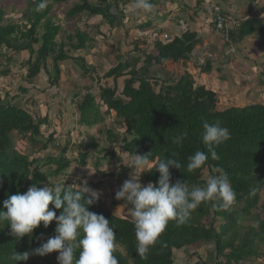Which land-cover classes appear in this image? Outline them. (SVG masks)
Listing matches in <instances>:
<instances>
[{
	"label": "trees",
	"instance_id": "16d2710c",
	"mask_svg": "<svg viewBox=\"0 0 264 264\" xmlns=\"http://www.w3.org/2000/svg\"><path fill=\"white\" fill-rule=\"evenodd\" d=\"M68 1L71 0H47V7L38 11L40 0H33L29 3L30 10L23 13L20 25L13 20L3 22L4 11L0 7V56L5 60L4 68L1 66L2 59L0 61V76L10 72L8 67L13 62V52L27 50L28 58L20 62L22 66L27 67L24 80L32 83L40 72L47 71V63L50 62L55 71L50 84L56 83L59 75L58 65L74 58L66 47L80 50L94 39L84 30L77 28L73 34L66 36V40H56L61 27L51 20V4L60 6ZM96 1V5H91L88 0H77L67 10L66 16L73 18L84 12L90 16L96 15L104 19L109 28L116 29L115 36L121 35L118 44L123 43L128 30L122 23L123 8L133 0ZM160 1L166 0H150L154 6L160 4ZM213 10L209 25L218 33L223 45H236L248 36L260 37L263 28L262 17H237L222 8ZM156 13L155 10L152 14ZM216 17L223 18L221 30L216 29ZM152 26V21L146 20L138 24L137 28L144 31ZM38 28L43 30L40 35ZM178 35L173 36L167 43L155 39L148 53L137 46L140 40L135 41L132 44V51L137 54L135 59L132 62H117L104 72L102 77L111 78L112 85L98 86L94 93L87 91L80 97L76 105L78 122L87 127L102 122L104 114L100 113V106L103 105L106 114L114 112L117 124L123 128L120 133H114L112 129L106 130V137L111 142L108 152L111 157L115 155L116 145L121 151L127 152L129 157L133 153L146 154L151 162H155L158 157L172 158L171 154L175 153L174 158L179 161L181 167L177 169L170 166L171 182L184 181L190 188L193 185L204 187L208 176L218 175L217 169H223L236 193L235 203L228 209H223L219 201L204 202L191 213L185 224L170 220L156 243L150 246L146 259H141L136 254L137 240L130 210L125 216H118L110 212L99 200L88 206V210L102 214L115 229L114 255L119 264H173L172 256L175 251L200 244L213 245L217 256L213 264H240L257 255L263 257L264 201L259 203V198L264 187V103H252L244 107L231 105L218 109L216 92L205 88L204 85L195 84L193 76L187 70L167 76L162 74V71L165 73L169 62L185 63L199 41L196 32L188 26ZM33 45H37L36 48H33ZM82 67L83 74H87L94 81L93 70L84 65ZM123 68H128V71L123 73ZM198 69L199 72H208L211 69L210 61L206 60ZM120 77L124 79L117 95L116 81ZM205 121L209 124L219 121L222 127L229 129L231 136L216 147L220 157L218 160L212 159L208 153L205 164L200 169L189 172L188 157L194 155L197 150L208 152L202 141ZM47 123L46 117H35L24 105L12 103L6 96L0 99V210L6 211L3 201L9 195L24 193L33 183L42 187L46 175L40 172L41 166H53L51 174L57 176L75 161L67 155L75 144L71 140L68 142L72 145L65 143L59 153H50L42 158L30 156L34 152L24 153L23 150L17 149L18 145L11 137L13 133L19 134L33 146L40 143L37 151L46 152L60 133L53 127L45 136L40 127H47ZM185 131L188 135L183 144H174L173 138ZM87 145H76L79 149L78 166L86 165L85 160L89 154L86 150L96 148L92 138ZM99 160L98 158L94 162L96 167L100 163ZM120 168L127 170L124 166ZM204 173L207 174L206 178L202 177ZM159 175L153 168L150 172L142 173L140 180L145 184L152 182L155 185ZM30 176L31 179L28 178ZM51 185L54 186L55 183ZM65 186L75 189L70 184ZM254 189L255 195H251ZM128 205L130 208L131 205ZM238 205L241 206L237 210ZM49 209H53L51 203ZM254 209L259 211L255 214L256 217L253 215L255 223L243 225L242 217L250 216ZM55 211L59 215L61 210ZM2 227L0 224V264H58L55 260L38 254L30 255L27 261L15 262L11 259L14 252L19 254L31 251L41 245L40 240L44 239L46 242V237L54 236L56 221L50 222L47 228L41 222L33 230L31 237L25 235L19 240L11 234L9 225ZM53 253L58 255L56 251ZM198 258L199 260L189 264H210L202 261L199 256Z\"/></svg>",
	"mask_w": 264,
	"mask_h": 264
},
{
	"label": "clouds",
	"instance_id": "9594fccd",
	"mask_svg": "<svg viewBox=\"0 0 264 264\" xmlns=\"http://www.w3.org/2000/svg\"><path fill=\"white\" fill-rule=\"evenodd\" d=\"M46 7L47 0H40L37 10H44ZM131 8L133 11L143 10L149 14L155 11L150 0H133ZM187 135L186 131L180 133L172 142L181 146ZM230 136L229 129L222 127L219 121L213 124L205 121L202 141L208 152L197 150L194 155L189 156L187 170L193 172L200 169L208 159V153L212 159L218 160L220 157L215 149L229 140ZM175 155L172 153V158L158 157L155 162H151L148 155L133 153L125 163V166L132 169L130 178L115 193V199L131 205L128 209L135 228L136 254L141 259L147 258L150 246L156 243L170 220L185 224L191 213L204 202L219 201L223 209H228L235 203L236 193L223 169H217L218 175L208 176L204 187L193 185L190 188L180 180L172 183L170 166L177 169L181 167L174 158ZM153 168L160 174L157 183L142 185V173L150 172ZM65 180L52 187L48 184L37 187L33 183L26 192L9 195L3 201L6 211L0 210V224L3 227L5 224L9 225L11 234L17 240L25 235L31 237L33 230L41 222L47 228L50 222L56 221L54 236L31 251L19 254L14 252L11 259L15 262L27 261L30 255L43 256L56 251L58 264H119L114 255L115 229L102 214L88 210V206L99 199L100 192L89 187L87 181L75 183V189L66 187L69 184ZM255 191L254 189L251 195H255ZM50 203L53 209H49ZM55 210H61L59 215Z\"/></svg>",
	"mask_w": 264,
	"mask_h": 264
},
{
	"label": "rangeland",
	"instance_id": "374dc122",
	"mask_svg": "<svg viewBox=\"0 0 264 264\" xmlns=\"http://www.w3.org/2000/svg\"><path fill=\"white\" fill-rule=\"evenodd\" d=\"M29 1L30 0H0V7L4 11L3 22L8 21V20H13L15 23H19V25L22 24L21 23L22 15L26 11L30 10L29 3L32 2L33 0H31L30 2ZM195 2H197V0H186V9L183 8V11L186 10L185 15L192 13V11L196 12L200 10L198 11V13L203 14L202 15L203 18L206 17L205 19L207 21L206 22L207 24L210 21H212V18H210V16H212V12L214 11L213 9L222 8L227 11L229 10L232 11L236 9V6H237L236 11H238L239 14L241 13V15H244L247 18L248 17H258L261 15L264 20V0H229L227 2H223L220 0H201L200 3L198 2V4H196ZM71 4L72 2H67V3L65 2L63 5L61 4L60 6L56 4H51V9H50L51 10L50 11L51 20L54 23L59 24L61 27L59 33L56 36L57 40L61 42L66 40V36H68V34H73L75 29L79 28L80 30H84V28L87 25L86 24L87 19H85L84 17L87 15L85 12L84 13L86 15L85 14L82 15L81 13V17L80 15H77L73 18L71 17L69 18L66 16L67 10L70 8ZM92 4H96V3L93 2ZM239 14H237V17H240ZM82 16L84 17V19H81ZM133 17H137V19ZM133 17L129 19L124 18L122 20L123 22H125L126 20L129 21L125 23L126 24L125 27L128 30H127V34H126L124 44H123L125 45V47H123L122 49L120 48L121 43L118 44L114 41L112 42V40L109 38L111 35H108V33L106 32L102 34L103 35L102 37H101V34L96 36L98 40L97 42H95V44L92 42H87V44L85 45L86 50L85 52H83V54L85 53L87 56L86 59H84V67H85V64L86 65L88 64L87 67H89V69H93L92 76H93L94 81L89 76H87V74L85 76L80 75L79 79L77 81L75 80L74 82L75 84L73 83L74 85L70 84V86L73 87V88L70 87L72 90L71 93H74L75 95L79 94V96L82 97L83 94L86 93L85 87H88L89 89H87V91L92 93L91 88L93 87V85H94V89L96 90L98 89V86H103L106 84L110 86L112 85L111 78H103L102 76L106 70L114 66L117 62L125 63V61H131V58H130L131 55H128V53L133 52L132 44L136 41L135 38L137 37V35L135 36L132 35L133 33H135V31L133 32L132 30H134V28L136 27L137 22L140 21L138 19L139 18L138 16L133 15ZM140 18L143 19V16H140ZM87 29L90 31V33L93 31L88 26H87ZM42 32L43 30L41 28L40 29L38 28V34L40 35L42 34ZM259 38L260 39L257 38L251 43L249 42L248 45L245 44L246 46L243 47V49H245V48L255 46L252 48V50L253 52L255 51L257 54H259V58L252 57L251 53L247 54L245 50H243L242 52L240 49L236 48L237 45L235 44H230L229 46L230 48L228 49V51H226L227 49L225 50L226 55H223L222 59L218 61L219 63L218 62L217 64L214 63L216 65L211 70H209L208 72H204L206 73V78L209 80L206 79L202 81V79H200L201 78L200 76L198 78L199 74H201L202 76L203 74L202 73L198 74L197 73L198 69L194 70L191 62L185 63L184 65H180V64L178 65L177 63L178 73L184 70H187L193 76L195 84L204 85L205 88L216 92V95H217L216 98L218 101L217 102L218 109H223L231 105L236 106V107H244L252 103H264V27L261 29ZM245 40H247V38H245L243 42ZM248 40H252V38ZM110 44H113V45H110ZM148 44H149V47H146L145 49L146 53H148L151 49L150 47L151 42H149ZM219 44H221V41ZM36 46L37 45H33V48H36ZM94 46L103 47L106 53L103 54L99 51L98 53L97 52L94 53L93 52ZM138 46L139 48H143L141 47L140 44ZM87 49L91 51L88 54L86 53V51H88ZM21 51L22 52L17 51V52L12 53L13 57L15 58L13 62H16V63L13 64L10 70L11 71L13 70V72H17L19 77L23 78V75L26 73L27 67L20 65L21 61L19 60H21L22 55L24 54L29 55V53L27 50H21ZM260 51H261V55L259 53ZM193 52L194 51H192L191 54H194ZM211 53L213 54V52ZM211 53H207L206 56L207 58L209 57V59L211 58L212 61H215L216 59L213 56H211L212 55ZM236 53L242 56L240 59V63H243L245 67H246V62H250L252 65L255 66L253 70L256 71V73L260 74L259 77L262 76L260 80H257L256 78H254V76H252L253 78H250V76L248 77L245 71V67L242 70H240L242 75L239 77L237 76V70L232 68L233 62L236 59V56L238 55V54L235 55ZM72 54L73 52L71 53V55ZM1 59L3 61L1 66L2 68H4L5 60L1 58L0 56V61ZM91 60L93 62V66H91ZM12 63H10V65ZM203 63L204 61L202 62V64ZM216 67H219V69L220 67H222L223 68L221 69L222 72L221 73L220 71L215 72L217 70ZM127 69L128 68H125V69L123 68L122 72L126 73L128 71ZM47 70L50 73V77H52L53 79L55 76V71L51 63L47 65ZM65 70H66V67H65ZM79 70L83 71L84 69L83 67L81 68L79 67ZM63 73L65 72L63 71ZM216 73H218V75ZM75 74L76 73L71 72V76H74ZM215 75H217L218 77V78L216 77L217 80L215 79ZM68 77L66 79L67 82H71L72 79H69ZM59 78H60V73H59ZM1 79L3 78L0 77V98L4 99L6 96V98L9 100V96L7 97L5 90L2 88L4 85H6V87L8 86L7 82ZM123 79L124 77H120L116 81V84L118 87L117 93H116L117 95L121 91ZM95 80H97V82ZM252 82L254 83L259 82V84L257 85V87H252L249 84ZM67 92L68 91L63 92V94H66ZM29 99H30V96L27 95L26 97L23 98V102H20L18 104L17 101H15L14 103H16L17 105H21V103H23V105L28 110L31 109L30 112L33 115H35V117L37 116L39 112L41 113L45 112L47 116H50L49 113L50 111H52V108H49V107H52L53 104L48 105L46 107V108H49L47 111L45 110L46 108L42 106L43 103H40L39 100L34 98V101L30 103ZM67 99L70 100L71 96L68 95ZM53 102L55 103L56 101L53 100ZM77 103H78V100L71 99V104L68 103L69 108H67L66 105L63 106L62 111L64 110V112L66 113L65 115L66 117L63 118L62 114H60L59 117H57V119L59 120V124H60L58 125L60 126L59 128H61V131L60 133H58L59 136L56 137V139L54 140V142H52V144L50 145V148L46 152L37 151L38 147H40V143L33 146L29 142L21 138L19 134H16V133H13L11 137L15 139L16 145H18L16 146L17 149H19L20 151L23 150L24 153L34 152L30 154V156L32 155L33 157H39V158H42L43 156H46L47 154H50V153L57 154L59 153V150L63 144L65 143L68 144L69 143L68 141L70 140L71 142L73 141L75 143L74 144L75 146L73 145V147L69 149V151L67 152V155L70 158H73L75 161H73L71 165L66 170L63 171V173L57 176H54L51 174L53 166H47V167L41 166L40 172H43L44 176L46 175L45 183H42L43 184L42 186H44L45 184H48L50 187L52 186L51 185L52 183H55V184L58 182L62 183L66 179L65 182L69 183L71 186L76 188V184H80L83 181H87V185L89 187H91L94 190H98L100 192L98 200L108 210H110V212L118 216H125L126 214L129 213V209H128L129 205H125L123 200L115 199L114 192L118 191L119 188L122 186L123 182L126 179L130 178V173L132 172V169L125 166V163L128 162L130 157L128 156L127 152L121 151L120 147L117 145L114 146L115 155L114 157H111L108 153L111 147V142L106 137L107 129H112L114 133L115 132L120 133L123 131V128L117 124V119L115 118L114 112L112 111V113L109 112L106 114V111H105L106 108L103 105L100 106V109L104 108L100 110V113L104 114L103 115L104 120L101 123L93 127L81 128L79 126L80 124L77 121H75L76 117L73 113L74 110L76 109ZM65 107L67 108V110ZM62 111L60 113H62ZM47 120H49V118ZM52 124H53V121L51 120L49 121V123H47L48 128L44 127V125H41L40 130L43 134H45V136H47L48 130H50L53 127ZM80 129L82 131H79ZM72 132H74V134ZM90 138L94 140L96 148H94V150H91V148L87 149L86 151H88L89 154L85 160L86 165L84 167L78 166L77 165L78 163L77 162V152L79 149L76 145H83L84 147L88 146L87 144L90 142ZM98 158L100 159L99 160L100 163L96 167L94 165V162ZM120 166L122 167L124 166L125 168L127 167V170L125 171L121 170ZM102 173H105L106 176L105 174L102 175ZM111 174H113V176H109ZM202 177L206 178L207 174L204 173ZM140 182L142 185H146L144 181L140 180ZM262 201H264V187L260 191L259 203ZM240 206L241 205H238L237 210L240 208ZM258 213H259L258 210L256 209L252 210V214L250 216L242 217L241 219L242 224L243 225H247V224L253 225L255 223V219L253 217L254 216L256 217L255 214H258ZM48 238L46 237V240ZM44 241H45L44 239L40 240V244L44 243ZM45 256L51 260H55L56 262H58L56 259L57 256L53 252L46 254Z\"/></svg>",
	"mask_w": 264,
	"mask_h": 264
},
{
	"label": "crops",
	"instance_id": "0c3cea01",
	"mask_svg": "<svg viewBox=\"0 0 264 264\" xmlns=\"http://www.w3.org/2000/svg\"><path fill=\"white\" fill-rule=\"evenodd\" d=\"M76 1L77 0H71V1H68V2H72V4H73V2H76ZM200 1L201 0H197V2H195V3L198 4V2L200 3ZM220 1L227 2L229 0H220ZM89 2L91 3V5H96L97 4L96 0H90ZM93 2L96 3V4H92ZM160 2H161L160 4L158 3L156 6H154V9L157 12L156 14H149V13H146V12H144L142 10L133 11L132 8H131V5H132L133 1L128 3V5H126L123 8L124 18H126V19L132 18L133 15H136V16L139 17L138 19L140 21L137 22L136 27L134 28V30H132L133 32L135 31V33H133L132 35L133 36L137 35V37L135 38L136 41L140 40L139 44L141 45V47H143V49H146V47H149L148 43L149 42H151V43L153 42L147 36V32L151 30L150 28H158V26L160 25L159 32H167V33H169L171 31H173L177 27V25L179 23H183V24L186 25V27L188 26L189 29L195 31L196 34H197V38L199 39V41L195 44V46H194V48L192 50V51H194L193 52L194 54L190 53V55L186 59L185 63L191 62L192 65H193V68L195 70V69H198L199 67L203 66V64L206 62V60H209L210 64H211V69H212L217 64V62L220 61V59H222L223 55H226L225 54L226 53L225 50L227 49L226 51H228V49L230 47L226 46V45H223L222 42H221V44H219L221 40H220V37H219L218 33L211 29L209 23L208 24L206 23L207 22L206 19H205L206 17L203 18V16H202L203 14L198 13V11H200V10H198L196 12L192 11V13L185 15V11L186 10L183 11V8L186 9V0H172V1L171 0H166V1H160ZM236 10H237V6H236V9H234L232 11L229 10V11H231L235 16H237V14H239V12L236 11ZM84 14L85 13H82V15H84ZM140 16H143V19L140 18ZM239 16L241 17V16H244V15H241V13H240ZM80 17H81V15H80ZM84 17H85V19H87L86 20V24L87 25L84 28V31L88 34V36H92L94 38L92 43L95 44V42H97L98 38L96 36L99 33L101 34V37H102L103 36L102 34H104L105 32L108 33V35H111L109 38L112 40V42L114 41V42L118 43L120 41L121 35L119 34V35L115 36L116 29L114 27L109 28L108 25L105 23L104 19H100L96 15H94V16L86 15ZM84 17L82 16L81 19H84ZM258 17H262V16L260 15ZM133 18L137 19V17H133ZM210 18H211V16H210ZM255 18H257V17H255ZM146 20H151L153 26L150 27L147 30L140 31L137 28L138 23L139 24H140V22L143 23ZM127 22H129V21H127V20L125 22L122 21V23L125 26H126L125 23H127ZM95 25L98 26V27L96 28ZM262 25L264 27V20H263ZM87 26L90 29L93 30L91 33L87 29ZM96 31L99 32V33H96ZM107 31H109V32H107ZM109 33H111V34H109ZM138 35H140V36H138ZM116 37H118L117 40H116ZM251 38H252V40H248V39H251ZM257 38L260 39L259 37L248 36L247 40H245L244 42H240V43L236 44L237 45L236 48L240 49L242 52H243V50H245L247 52V54L251 53L252 57H258L259 58V54H257L255 51L253 52V50H252V48L255 47V46L243 49V47L248 45L249 42L251 43L252 41H254ZM56 40H57V37H56ZM143 41L145 42L144 44H143ZM58 42H61V41H58ZM123 44H124V42L121 43V46H120L121 49L123 47H125V45H123ZM110 45H113V44H110ZM152 45L153 44H150L151 48H152ZM93 49H91V50H93L94 53L95 52L98 53V51L103 53V54L106 53V51L103 49V47L94 46ZM66 50H70V53L73 52L74 55L72 54V56H74V58L72 60H68V61L58 65L60 78H59V75H58V79H57L56 83L53 84V85L50 84L52 77H50V73H49V71L47 69H46L47 70L46 72H42V73H40V75H38L36 78H34L32 83L26 82L24 80L26 73L23 75V78H20L19 75L17 74V72H13V70L12 71L10 70L12 68L13 64H15L16 62H13L11 65H9L8 68H9L10 72L7 75L0 76V77L3 78L1 80H4V81L7 82L8 86L6 87V85H4L2 88L5 90L7 97L9 96V100L12 103L17 101V103L19 104L20 102H23V98L24 97L29 95L30 96V99H29L30 101L29 100H27V101H29L30 103L33 102L34 98H35V99L39 100L40 103H43L42 106H44L45 108L48 105H52L53 104L52 107H49V108H52V111H50V113H49L50 116H47V114L45 112L44 113L39 112L37 114V116H39V117H48L49 118V120H47L48 123H49V121L52 120L53 121L52 126L55 127L58 130V132L61 131V128H59L60 124H59V120L57 119V117H59L60 114H62L63 118L66 117L65 116L66 113L64 112V110L62 111L63 106L66 105L67 108H69L68 107V103L71 104V99H76L78 101L80 100L79 94L75 95L74 93H71V91H72L71 88H73V87L70 86V84L74 85L75 84L74 83L75 80L77 81L79 79L80 75L81 76L82 75L85 76L83 74V71L79 70V67L81 68L84 65V59H86V57H87L85 53L83 54V52H85V50H86L85 47L80 49V50H76L75 51V50L70 49L67 46ZM87 50H88V51H86L87 54L91 52V51H89V49H87ZM20 52H22V51H20ZM211 52H213V54ZM207 53H211L212 54L211 56H213L216 60L212 61L211 58L210 59H209V57L207 58V56H206ZM259 53L261 55V51ZM237 54L238 53H236L235 55H237ZM240 54H241V52H240ZM128 55H131L130 58H131V62H132L135 59L137 54H136V52H132V53L130 52V53H128ZM28 56L29 55H26V54L22 55V58L19 61L26 60L28 58ZM241 57L242 56L238 54L236 56V59L233 62V67L230 66V67H232V68L237 70V76L238 77L242 75L240 70H242L245 67L243 63H240ZM92 60H91V66H93ZM203 61H204V63L202 64ZM185 63L180 61V62H178V65L179 64L180 65H184ZM214 63H216V64H214ZM47 65H48V63H47ZM87 65L85 64V67L89 68V67H87ZM178 65H177V63H170L169 62V64L167 65V67L165 69V73H164V71H162V74H166V76H167V74L168 75H172V73L177 74L178 73V70H177V66ZM65 67H66V70H65ZM22 68H24V67H22ZM254 68H255L254 65H252L250 62H246L245 71L247 73V76L248 77L250 76V78H253L252 76H254V78H256L257 80H260L262 78V76L259 77L260 74L256 73V71L253 70ZM216 69L217 70L215 72H219L220 71V73H221L222 72L221 69H223V68L220 67V69H219V67H216ZM26 71H27V69H26ZM63 71L65 73H63ZM71 72H74L76 74L74 76H71ZM197 73L198 74L199 73L203 74V76L201 74L198 75V78L200 76L201 77L200 79H202V81L207 79L206 78V73L199 72V69H198ZM216 74L218 75V73H216ZM217 75H215V79L216 80L218 78ZM68 76H70V77H68ZM67 77L69 79H72V81L71 82H67V80H66ZM207 80H209V79H207ZM64 83H66V84H64ZM249 84L252 87H257L259 82H257V83L252 82V83H249ZM87 89H89V88L85 87V90H86L85 92H87ZM93 89H94V85L91 88L92 93H94V91L96 90V89H94V90ZM66 91H68V92L66 94H63V92H66ZM68 95L71 96L70 100L67 99ZM253 97H255V96H253ZM53 100H55L56 102L54 103ZM95 100L97 101V98H95ZM251 100H253V99H251ZM21 105H23V103H21ZM49 108H46L45 110L48 111ZM67 108H66V110H67ZM102 109H104V108H101L100 110H102ZM61 111H62V113H60ZM73 113H74V115L76 117L75 121L78 122V119H77V117H78L77 108L74 110ZM48 118H46V119H48ZM79 126L81 128H87V126H85L83 124H80ZM44 127H46V126L44 125ZM79 131H82V130L80 129ZM72 133L74 134V132H72ZM198 256L201 258L202 261H205V262L210 263V264H213L215 262L216 258H217L216 254L214 253V248H213L212 244H206V245L200 244V245H193L190 248H183V249H180L178 251H175L173 256H172L173 264H189V263H193V262L199 260ZM263 257L261 255H257L256 257H251V258H248L246 261H242L240 264H264V258Z\"/></svg>",
	"mask_w": 264,
	"mask_h": 264
},
{
	"label": "built area",
	"instance_id": "2783aa9c",
	"mask_svg": "<svg viewBox=\"0 0 264 264\" xmlns=\"http://www.w3.org/2000/svg\"><path fill=\"white\" fill-rule=\"evenodd\" d=\"M216 29L217 30H221V27L223 25V18L221 17H216ZM159 27L160 25L158 26V28L154 29V30H150L147 32V36L152 40L154 41L155 39H158L159 41L163 42V43H167L169 42L173 36H179L178 33L180 32H184L185 29H186V25L183 24V23H179L177 25V27L173 30L172 33H167V32H159Z\"/></svg>",
	"mask_w": 264,
	"mask_h": 264
}]
</instances>
